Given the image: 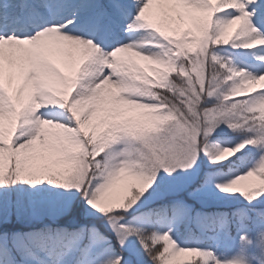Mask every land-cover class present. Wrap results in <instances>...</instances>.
Wrapping results in <instances>:
<instances>
[{
  "label": "snow or ice",
  "instance_id": "6c2138e0",
  "mask_svg": "<svg viewBox=\"0 0 264 264\" xmlns=\"http://www.w3.org/2000/svg\"><path fill=\"white\" fill-rule=\"evenodd\" d=\"M0 264H264V0H0Z\"/></svg>",
  "mask_w": 264,
  "mask_h": 264
},
{
  "label": "rangeland",
  "instance_id": "374dc122",
  "mask_svg": "<svg viewBox=\"0 0 264 264\" xmlns=\"http://www.w3.org/2000/svg\"><path fill=\"white\" fill-rule=\"evenodd\" d=\"M258 87V86H257Z\"/></svg>",
  "mask_w": 264,
  "mask_h": 264
}]
</instances>
